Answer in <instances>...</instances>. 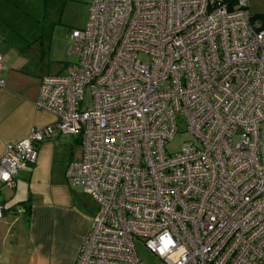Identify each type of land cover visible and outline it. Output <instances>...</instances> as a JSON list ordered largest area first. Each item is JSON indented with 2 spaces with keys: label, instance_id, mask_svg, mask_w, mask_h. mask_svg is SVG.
<instances>
[{
  "label": "built area",
  "instance_id": "obj_1",
  "mask_svg": "<svg viewBox=\"0 0 264 264\" xmlns=\"http://www.w3.org/2000/svg\"><path fill=\"white\" fill-rule=\"evenodd\" d=\"M70 39L78 61L36 101L57 121L7 145L0 190L59 130L81 138L68 174L97 205L74 264H143L136 239L163 264H264V24L249 0H92ZM179 115L191 137L169 153Z\"/></svg>",
  "mask_w": 264,
  "mask_h": 264
},
{
  "label": "crops",
  "instance_id": "obj_2",
  "mask_svg": "<svg viewBox=\"0 0 264 264\" xmlns=\"http://www.w3.org/2000/svg\"><path fill=\"white\" fill-rule=\"evenodd\" d=\"M0 55L1 158L9 143L55 123L57 117L36 107L43 77L32 70L37 59H24L1 37ZM82 153L80 137L56 130L41 142L33 169L19 172L14 188L1 187L0 264L75 263L97 209L68 174Z\"/></svg>",
  "mask_w": 264,
  "mask_h": 264
},
{
  "label": "rangeland",
  "instance_id": "obj_3",
  "mask_svg": "<svg viewBox=\"0 0 264 264\" xmlns=\"http://www.w3.org/2000/svg\"><path fill=\"white\" fill-rule=\"evenodd\" d=\"M250 10L256 20H263L258 16L264 14V0H249ZM90 12V0H64L63 10L57 23L50 49L44 57H25L24 59H37L32 70L35 75L44 76L48 74L63 73L65 67L76 63L78 56L69 53L71 48L70 35L75 29H83L88 21ZM11 57V53L7 55ZM38 59H41L40 62ZM91 103L90 92L86 93V104ZM191 136L187 133V122L184 116L178 117V133L168 142L166 148L169 153H177L181 150L184 141ZM138 256L143 264H163L162 260L152 253L144 241L136 239Z\"/></svg>",
  "mask_w": 264,
  "mask_h": 264
},
{
  "label": "trees",
  "instance_id": "obj_4",
  "mask_svg": "<svg viewBox=\"0 0 264 264\" xmlns=\"http://www.w3.org/2000/svg\"><path fill=\"white\" fill-rule=\"evenodd\" d=\"M63 5L64 0H0V37L21 55L44 57ZM258 16L264 24V14Z\"/></svg>",
  "mask_w": 264,
  "mask_h": 264
}]
</instances>
